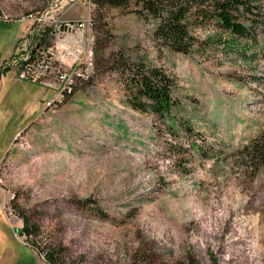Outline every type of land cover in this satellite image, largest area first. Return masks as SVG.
Instances as JSON below:
<instances>
[{
	"label": "rangeland",
	"instance_id": "374dc122",
	"mask_svg": "<svg viewBox=\"0 0 264 264\" xmlns=\"http://www.w3.org/2000/svg\"><path fill=\"white\" fill-rule=\"evenodd\" d=\"M48 9L55 22L34 30L0 19V264H48L47 250L63 264H264V167L245 170L236 155L264 126L253 73L223 53L159 46L155 22L134 12L0 0L1 18ZM81 21L90 24L59 33ZM41 42L58 62L25 79L23 59ZM117 53L175 78L190 132L172 134L131 107L110 70ZM61 63L73 70L71 92L58 80ZM25 217L37 236L21 232Z\"/></svg>",
	"mask_w": 264,
	"mask_h": 264
},
{
	"label": "trees",
	"instance_id": "16d2710c",
	"mask_svg": "<svg viewBox=\"0 0 264 264\" xmlns=\"http://www.w3.org/2000/svg\"><path fill=\"white\" fill-rule=\"evenodd\" d=\"M89 1L96 9L120 8L153 20V40L159 46L204 59L217 57L218 53L234 57V62L253 73L252 81L264 89V71L258 72L260 64H264V0ZM48 31L49 28L44 33ZM110 70L120 76L134 110L156 116L172 134L190 132V122L179 115L175 78L165 68L117 53ZM236 155L245 170L257 173L264 167V126ZM24 221L21 232L27 238L37 236V229L27 217ZM58 254V250H47L48 264H63L57 260Z\"/></svg>",
	"mask_w": 264,
	"mask_h": 264
},
{
	"label": "built area",
	"instance_id": "2783aa9c",
	"mask_svg": "<svg viewBox=\"0 0 264 264\" xmlns=\"http://www.w3.org/2000/svg\"><path fill=\"white\" fill-rule=\"evenodd\" d=\"M0 19L7 21H16V22L31 21L34 23L32 30H34V28L37 26L38 23L55 22V20L52 19L50 15L49 9L41 14L31 12V13L22 14L14 19L6 15L2 18L0 16ZM88 24H90V22L88 21H81L76 24L71 22H66L64 24V27L62 28L63 30L61 29L59 33H62L64 31L68 32V31L82 30L85 29ZM70 54H73L75 57L76 55L77 57H80V52L78 53L77 50L72 51V53ZM23 60L24 61L22 63V68L19 74L21 77L32 81H37L48 75L51 71H53L54 67L56 66V62H58L57 57L55 55H52V46H46L42 44V42L37 44L35 48L31 51V53H29ZM56 73L58 80L61 82V84L63 83L62 90L63 91L69 90V92H71L72 90L71 85L73 84V70L70 69V67L64 69V66L61 63L60 65H58V68L56 69ZM87 74L89 73L87 72ZM87 76L88 75H86V77Z\"/></svg>",
	"mask_w": 264,
	"mask_h": 264
},
{
	"label": "crops",
	"instance_id": "0c3cea01",
	"mask_svg": "<svg viewBox=\"0 0 264 264\" xmlns=\"http://www.w3.org/2000/svg\"><path fill=\"white\" fill-rule=\"evenodd\" d=\"M20 32V31H19ZM19 32H16V34H15V37H14V39H13V41H12V44H11V47H10V49H9V51H8V57L11 55V53L13 52V50H14V45H15V43H16V40L18 39V38H20V33Z\"/></svg>",
	"mask_w": 264,
	"mask_h": 264
}]
</instances>
